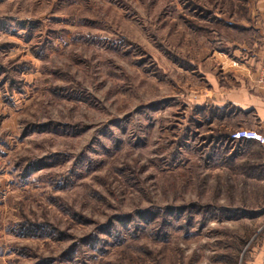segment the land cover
<instances>
[{
  "label": "rangeland",
  "instance_id": "374dc122",
  "mask_svg": "<svg viewBox=\"0 0 264 264\" xmlns=\"http://www.w3.org/2000/svg\"><path fill=\"white\" fill-rule=\"evenodd\" d=\"M255 1L0 0V264H264Z\"/></svg>",
  "mask_w": 264,
  "mask_h": 264
},
{
  "label": "crops",
  "instance_id": "0c3cea01",
  "mask_svg": "<svg viewBox=\"0 0 264 264\" xmlns=\"http://www.w3.org/2000/svg\"><path fill=\"white\" fill-rule=\"evenodd\" d=\"M249 13L251 17L246 25L248 42L238 47L242 55L238 59L237 74L239 77L237 78L251 80L252 87L258 89L255 80L258 78L260 70L264 68V0L252 3Z\"/></svg>",
  "mask_w": 264,
  "mask_h": 264
},
{
  "label": "built area",
  "instance_id": "2783aa9c",
  "mask_svg": "<svg viewBox=\"0 0 264 264\" xmlns=\"http://www.w3.org/2000/svg\"><path fill=\"white\" fill-rule=\"evenodd\" d=\"M258 84L261 85L262 88L264 89V68L260 70L258 76ZM227 140L230 142L250 141V140L263 142L264 138L257 131L249 130L247 128H239L232 131L228 135Z\"/></svg>",
  "mask_w": 264,
  "mask_h": 264
},
{
  "label": "trees",
  "instance_id": "16d2710c",
  "mask_svg": "<svg viewBox=\"0 0 264 264\" xmlns=\"http://www.w3.org/2000/svg\"><path fill=\"white\" fill-rule=\"evenodd\" d=\"M141 216H143V215H141ZM37 229H38V227H35V226L32 227V226H30L28 231H29V232H30V231H35V230H37ZM38 230H40V229H38Z\"/></svg>",
  "mask_w": 264,
  "mask_h": 264
}]
</instances>
